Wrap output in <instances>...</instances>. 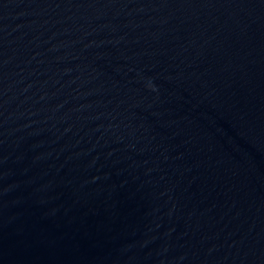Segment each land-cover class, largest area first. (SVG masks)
Wrapping results in <instances>:
<instances>
[{
    "label": "water",
    "instance_id": "water-1",
    "mask_svg": "<svg viewBox=\"0 0 264 264\" xmlns=\"http://www.w3.org/2000/svg\"><path fill=\"white\" fill-rule=\"evenodd\" d=\"M0 264H264V0H0Z\"/></svg>",
    "mask_w": 264,
    "mask_h": 264
}]
</instances>
